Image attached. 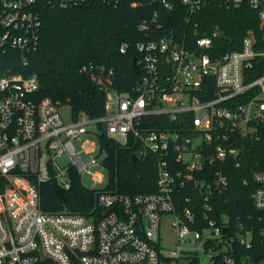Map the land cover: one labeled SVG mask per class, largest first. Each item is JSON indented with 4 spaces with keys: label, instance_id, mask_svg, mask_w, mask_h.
Here are the masks:
<instances>
[{
    "label": "built area",
    "instance_id": "built-area-1",
    "mask_svg": "<svg viewBox=\"0 0 264 264\" xmlns=\"http://www.w3.org/2000/svg\"><path fill=\"white\" fill-rule=\"evenodd\" d=\"M151 1L161 8L138 23L136 93L106 84L103 115L65 120L60 107L68 103L39 97L40 77L26 70L44 12L119 0H0V264H264V169L252 174V211L233 215L217 204L229 189L228 167L264 135V0ZM244 3L256 11L259 36L248 30L238 48L223 50L219 26L201 33L195 17L204 7ZM177 4L184 14L170 16ZM99 123L136 159L156 154V190L106 189L108 176L92 212L42 210L43 182L68 193L74 174L85 185L86 173L104 181L92 170L107 169ZM188 185L198 197L181 204L175 193ZM169 213L173 252L160 234Z\"/></svg>",
    "mask_w": 264,
    "mask_h": 264
},
{
    "label": "trees",
    "instance_id": "trees-1",
    "mask_svg": "<svg viewBox=\"0 0 264 264\" xmlns=\"http://www.w3.org/2000/svg\"><path fill=\"white\" fill-rule=\"evenodd\" d=\"M155 7L161 8L151 0H119L117 7L101 2L90 6L48 7L44 12L40 46L31 54L30 64L26 67L27 72H36L40 77L39 97L50 96L68 103L76 118L83 111L92 117L105 113L106 84L134 95L141 77V70L133 67V58L139 57L135 40L143 37L138 23ZM175 9V14L170 16L184 14L182 4H177ZM195 18L203 34L220 27L221 36L216 44L223 50L238 48L248 30L257 36L262 32L256 11L248 3L232 7L208 5ZM123 41L129 42L126 51L120 50ZM99 129L100 139L108 152L104 159L109 172L106 189L130 194L156 190V154L134 159L131 146L110 136L103 123H99ZM259 169H264V135L259 142L246 143L241 165L228 167L229 189L217 198L221 211L233 215L243 209L252 211V174ZM98 192L99 189L86 186L82 178L74 174L72 187L62 201L55 194L52 182H43L40 207L46 212L90 213L97 206ZM175 194L182 204L186 196L196 198L199 192L188 185Z\"/></svg>",
    "mask_w": 264,
    "mask_h": 264
},
{
    "label": "rangeland",
    "instance_id": "rangeland-1",
    "mask_svg": "<svg viewBox=\"0 0 264 264\" xmlns=\"http://www.w3.org/2000/svg\"><path fill=\"white\" fill-rule=\"evenodd\" d=\"M60 111L62 112V115L65 120H70L72 117L71 113V108L67 104H63L60 107ZM62 164L68 161V157L64 156L61 157L59 160ZM92 170H101L102 173L104 174V181L98 182L92 179L91 174H84L83 180L86 183V185L90 187H96V188H102L104 185L107 184L109 172L106 168L100 166V165H94L92 167ZM173 215L172 214H166L162 217V225H161V242L165 245L166 251L173 252V249L175 248L176 245V233L171 225V222L173 220ZM200 253H202V249H200Z\"/></svg>",
    "mask_w": 264,
    "mask_h": 264
},
{
    "label": "water",
    "instance_id": "water-1",
    "mask_svg": "<svg viewBox=\"0 0 264 264\" xmlns=\"http://www.w3.org/2000/svg\"><path fill=\"white\" fill-rule=\"evenodd\" d=\"M133 67L138 70L139 69V65L136 62V59L133 58ZM262 132H264V126L261 128ZM133 158L136 159V157L133 155ZM52 186L54 188L55 194L57 195V197L59 199H61L62 201L66 199L67 196V190L64 189L61 185H59V183H57V181H52Z\"/></svg>",
    "mask_w": 264,
    "mask_h": 264
}]
</instances>
